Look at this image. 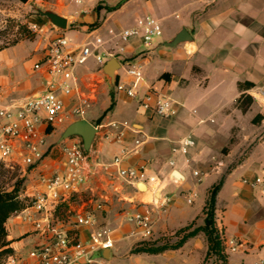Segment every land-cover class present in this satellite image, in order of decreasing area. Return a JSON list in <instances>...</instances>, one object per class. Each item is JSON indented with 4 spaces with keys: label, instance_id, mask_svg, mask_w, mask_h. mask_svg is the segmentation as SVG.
<instances>
[{
    "label": "crops",
    "instance_id": "obj_1",
    "mask_svg": "<svg viewBox=\"0 0 264 264\" xmlns=\"http://www.w3.org/2000/svg\"><path fill=\"white\" fill-rule=\"evenodd\" d=\"M84 1L91 8L89 15L81 14L86 9L84 2L82 9L76 7L70 12H61L68 18L67 31L58 32L48 26L44 28L43 35L50 29L73 43L83 44L89 37L93 41L94 36L99 35L100 30L110 22L113 23L112 27L121 30L134 26L143 17L152 16L162 25V37L151 48L144 46L141 39H133L128 46L127 56L137 60L143 68V91H146V87H154L168 97L179 95L181 101L173 102L175 115L166 119L145 111L137 99L114 89L115 106L112 112L98 124L88 119L98 129L90 151L93 174L78 197L84 193L99 200L82 210L102 203L104 210L98 214L97 225L100 227L103 222L113 221L117 208L125 209L127 214L133 212L139 203L152 201L151 191L157 186L156 193L160 191L170 201L167 211L160 216L162 221L155 226V232L183 229L198 216H204L206 205V189L201 192L199 179L193 172L209 175L208 169H212V173H219L231 165L217 196L216 213L221 211V220H216V227L226 238L241 240L243 246L239 255L233 261L229 259L228 264H253L258 258H264V199L259 201L255 190L243 183L244 179H253L250 177L255 170H264V98L259 95L260 91L264 92V0ZM99 5L104 8L95 12L94 9ZM100 16L102 18L98 19ZM96 22H99V28L87 32L89 25ZM69 25L79 30H69ZM182 28L190 33L193 43L175 48L163 46ZM71 31L83 35V40L76 42L66 36ZM22 45L17 44L0 52V104L23 101L40 93L49 79L45 69L34 70V64L42 57L44 49L37 54L35 49ZM24 48L28 50L26 55H23ZM12 49L15 51L10 53ZM28 57L30 60H26ZM91 73L77 72L78 80H81L80 76ZM120 74L124 82L130 83V78L125 76L123 70ZM163 74L169 77L161 78ZM242 95L258 97V100L252 98L253 102L245 112L238 102ZM75 98L64 99L68 105ZM258 115L261 119L255 123L254 119ZM71 121L70 124L74 119ZM123 122H128L132 128L124 131L123 140L119 142L116 140L117 130L111 124ZM65 128H61V135ZM191 132L195 135L196 147L187 156L189 165H186L185 157L178 159L176 170L184 176L185 181L177 182L172 179L174 169L168 164L174 157L171 149ZM53 133L55 131L48 137ZM257 138L260 141L253 146ZM137 140L141 145L135 150ZM58 141L55 143L58 144ZM225 146L227 151H224ZM123 149L135 151L125 157L122 166L146 167L147 175L155 177L157 184L142 183L147 188L143 191L138 185L129 184L118 177L117 169L112 164ZM222 152L221 158L219 153ZM63 161L61 153V167ZM33 171L35 175H50L54 172L53 160L46 158ZM241 173L242 178L237 181ZM190 183L192 186L186 188L185 185ZM229 184L231 188H228ZM39 188L40 182L37 180L31 181L27 190L32 195V190L35 192ZM184 192H196L192 205L185 204L181 196ZM72 205L70 202L62 207H68L70 213ZM252 207L255 210L262 209L259 210L261 215ZM126 214L120 220L115 218L122 224L119 234L124 235L123 239L131 244L139 242L140 237L132 236L134 226L126 222ZM204 219L205 216L203 223L197 227L204 224ZM6 229L10 247L16 254H26L38 240L32 222L22 214L11 217ZM89 232L90 229L83 228L81 239L86 240ZM203 236L199 233L189 238L179 249L166 250L151 257L156 258L155 264H198L208 251ZM121 246H114L110 256H116ZM169 258L174 263H169ZM249 259L252 261L249 262Z\"/></svg>",
    "mask_w": 264,
    "mask_h": 264
},
{
    "label": "built area",
    "instance_id": "obj_2",
    "mask_svg": "<svg viewBox=\"0 0 264 264\" xmlns=\"http://www.w3.org/2000/svg\"><path fill=\"white\" fill-rule=\"evenodd\" d=\"M84 2L76 0L78 5ZM32 29L36 30L37 27L33 25ZM111 33L110 39L95 35L93 41L77 44L61 34H54L53 30H47V44L42 57L34 64V70L45 69L49 76L44 89L23 101L0 104V162L10 166L15 158H19L23 166L37 167L46 158L58 153L64 156L62 167L60 164L50 175L40 176V188L31 195L26 208L18 213L32 222L38 234L37 242L26 254L8 255L3 264H108L102 252L113 249L115 239L111 228L97 227L98 214L104 210L102 203L72 214L66 224H61L57 217L63 205L69 204L74 196L84 191L93 174L90 152L83 149L77 136L68 139L64 146L55 144L50 149L48 130L55 131L70 118L73 120L85 116L90 104L80 96L77 68L91 58L102 66L111 58L119 61L121 68L116 76V92L137 99L142 109L159 117L168 119L175 115L173 102L161 90L146 87V91H143V68L137 60L127 56L128 46L133 39L139 38L147 48L153 47L163 35L160 22L152 16H146L132 27ZM111 42H114L113 50ZM121 70L130 78V83L122 80ZM259 95L264 98L263 91ZM74 96L75 104L67 112L70 105L66 104L64 98ZM252 98L258 100L256 95H252ZM111 126L117 130L116 140L119 142L123 140L124 131L132 128L128 122L112 123ZM140 145V141H135V150ZM195 147L196 140L192 132L182 137L171 149L174 157L169 161V166L175 170L180 157H185V163L189 165L187 156ZM135 150L123 149L121 155L114 159L112 166L117 169L118 177L135 186L156 183L155 177L147 175L145 167L122 166L125 157ZM193 175L201 181L199 171H194ZM243 183L253 190L260 189L264 194V181L261 178L244 179ZM196 196V192H191L184 200L192 205ZM169 201V197L161 195L159 191L153 193L152 201L141 202L133 212H128L125 220L134 226L132 236H138L141 240L150 239L161 214L167 211ZM83 228L90 229L86 240L80 237ZM221 238L228 253H236L243 246L239 239ZM253 264H264V258H258Z\"/></svg>",
    "mask_w": 264,
    "mask_h": 264
},
{
    "label": "rangeland",
    "instance_id": "obj_3",
    "mask_svg": "<svg viewBox=\"0 0 264 264\" xmlns=\"http://www.w3.org/2000/svg\"><path fill=\"white\" fill-rule=\"evenodd\" d=\"M147 1V0H145ZM34 7H37L42 10H52L58 14L61 15V12H70L73 8L80 7L82 9V5H78L76 3V0H29L26 4H23L19 1H11V0H0V52L2 50L11 49L13 46H16L17 44H23L22 47H28L29 49H35V52L37 54H40L46 43V36L43 35L44 28H47L48 26H51L50 23L47 21V19L43 16H40L38 13L34 11ZM84 7L86 9L82 10L81 14L83 15H89V10H91L90 6H88L85 2ZM104 8V6L99 5L98 8H95L94 11L98 12L99 9ZM81 11V10H80ZM106 13L105 15H107ZM102 16H100L98 19H101ZM99 22H96L98 24ZM112 22H110L107 26H105L103 29L100 30L99 35L103 39H110V36H112L111 32L121 31L117 30V28L112 27ZM35 25L37 27L36 30L32 29V26ZM46 30V29H45ZM69 30H79L78 27H75L74 25H69ZM87 32H90V25L89 30ZM66 36L73 38L76 42H81L83 40V35L77 34L75 32H68ZM85 37V36H84ZM87 42L92 41V37ZM115 42V40H114ZM114 42H111V50L114 49ZM25 48L23 49V51ZM15 51V49L10 50V53ZM21 51L20 53H22ZM28 53V50H25L23 55H26ZM22 56V54H21ZM10 58V57H9ZM26 60H30L29 57ZM94 59L91 58L87 61V63L83 66H80L77 68V72L80 74H85L91 71L92 73L86 76H80L81 80L79 79V91L80 96L83 99L88 100L90 107L87 110L85 116L83 118H75L73 122L85 119L88 121V119L93 120V123L98 124L101 122L102 119H104L109 113L112 112V110L107 111L109 106L111 105V92H115L114 89L109 85L108 79L104 76L102 71V65L94 63ZM95 64V65H94ZM170 99L172 102L176 103L181 101L179 98V95L177 97L176 95L170 96ZM114 100H115V94H114ZM178 100V101H177ZM74 102H71V104L67 108V112H70L72 110ZM72 119L70 118L67 123L63 126H60L56 128L55 133L51 137L47 138L48 145H50V149L56 144L55 142L59 139L58 145L64 146L67 140L60 141L61 136V128H65L70 124ZM92 124V123H91ZM94 125V124H92ZM211 125V124H208ZM95 126V125H94ZM257 126V125H255ZM194 134V133H193ZM195 136V135H194ZM79 141L82 143V139L79 137ZM259 138L256 139L253 146L255 144L259 143ZM83 145V143H82ZM228 148H224V151H227ZM248 152V151H247ZM246 153V152H244ZM243 153V154H244ZM50 154V152H49ZM48 154V155H49ZM220 157L222 158L221 154L219 153ZM241 159H243L241 156H239ZM51 159L53 160V170L58 169V167L61 164V154H57L55 156H51ZM17 161V162H16ZM19 158H15V162L7 166L4 163L0 162V189L1 190H11L14 185L19 184L20 187V199L24 203H29L31 199V192H28V187L30 185L31 181H37L40 179V175H35L34 168L36 166L32 167H26L23 166L20 162ZM242 161V160H241ZM216 165H219V163H216ZM212 165H210V168ZM146 168V167H145ZM171 168V167H170ZM172 169V168H171ZM231 169V165L229 168H225L222 172L219 173H212V169H208L209 175H202L200 173V179H203L201 181H198L199 186L201 187V192L203 193L204 189H206V202L209 198V192L211 188L218 184L222 179L227 177L228 171ZM188 178H190L189 174L185 172ZM241 175H238L236 178L237 181L241 180ZM259 177L264 181V170L263 169H257L255 170L254 175L250 178H256ZM161 179V176L159 177ZM249 178V177H248ZM207 179V180H206ZM40 182V180H39ZM157 184L154 183L153 185ZM143 186L142 183L138 185V188ZM192 186L185 185L186 188H189ZM228 188H231V184L228 185ZM158 191V188L152 189L151 194L156 193ZM255 192L257 193V198L260 200H263V196L261 195L260 189H255ZM32 193H34V190H32ZM187 192L181 193V196L183 199H185V196H187ZM159 196V194H158ZM99 200L96 197H92L90 194H82L81 197L74 196L71 200V204H73V210L70 211L68 214V207H61V210L57 213V217L61 220V224H66L70 218L71 215L80 212L83 208H87L88 206H91L95 201ZM185 202V200H184ZM185 204H187L185 202ZM252 209H254L252 207ZM222 210V209H220ZM255 210V209H254ZM262 211V209H259ZM259 210H255V212H259L258 215H261V212ZM125 209H119L117 208L115 210V213L113 215V221L109 222H103L100 227H109L114 232V239L115 244L114 246L118 245L121 246L118 254L116 256H110L108 261H106L108 264H155L157 261L156 258L151 257V254L147 253H140L136 254L133 253V250L138 247H159L162 245H174L179 240L182 239V237L187 233L189 229L196 228L199 224H202V219L204 218L203 215L198 216L193 222L189 224L188 227L179 229V230H166L164 232H155L153 236L150 239L147 240H140L136 243H130L128 240L123 239L125 236H121L119 234V231L121 230L122 224L120 223L119 218H122V216L125 213ZM264 213V211H263ZM221 211L215 214V220H221ZM14 216V215H13ZM12 216V217H13ZM117 218V220L115 219ZM116 220V221H115ZM162 219L158 221L160 222ZM216 221V223H218ZM157 223V224H158ZM190 231V230H189ZM8 232V231H7ZM203 234V233H202ZM9 235V232H8ZM204 235V234H203ZM220 236L225 238L224 233H220ZM205 239V242L207 243L206 236H203ZM8 240V237H7ZM208 245V243H207ZM222 248L223 252L222 255L226 257V262L229 263V259L233 261L241 251V248H239V251L236 253L227 252L226 247L224 245V242L222 240ZM14 254H16L14 252ZM8 255L1 258L0 264H3L5 259ZM96 258H99L96 256ZM169 263H174L173 259L169 258ZM252 259H249V262H251ZM198 264H223L222 260H219L215 255H211L208 258H206V255H204L201 260H199ZM227 264V263H226Z\"/></svg>",
    "mask_w": 264,
    "mask_h": 264
},
{
    "label": "trees",
    "instance_id": "obj_4",
    "mask_svg": "<svg viewBox=\"0 0 264 264\" xmlns=\"http://www.w3.org/2000/svg\"><path fill=\"white\" fill-rule=\"evenodd\" d=\"M100 24L90 25V31H94L99 28ZM168 74H163L161 78H168ZM239 107L243 112H245L249 106L252 104L253 99L249 95H242L239 99ZM115 106L114 92H111V105L107 111H110ZM261 119L258 115L254 122L257 123ZM53 132L52 129L48 130V134ZM224 185V179H222L218 184L214 185L209 194V198L204 207L203 213L205 215L204 224L202 226L196 227L194 229H189L187 233L174 245H162L159 247H138L133 250V253H147V254H160L166 250H176L183 246V244L189 239L196 236L199 233H203L206 236L208 243V251L206 258L211 255H215L219 260H222L223 264H228L226 262V257L222 255V238L220 232L216 227V203L217 196ZM20 187L19 184L14 185L11 190H1L0 189V261L1 258L6 255L14 254V250L10 247V241L7 240L8 232L6 229L7 221L13 216L21 211H23L27 204L20 199Z\"/></svg>",
    "mask_w": 264,
    "mask_h": 264
},
{
    "label": "water",
    "instance_id": "obj_5",
    "mask_svg": "<svg viewBox=\"0 0 264 264\" xmlns=\"http://www.w3.org/2000/svg\"><path fill=\"white\" fill-rule=\"evenodd\" d=\"M11 1H19L23 4H26L29 0H11ZM34 11L38 13L40 16H43L47 19L50 25L60 31H67L68 30V18L60 15L52 10H42L37 7H34ZM194 40L190 33L185 29L182 28L179 32L170 40L163 43V46L168 48H175L181 44H189L193 43ZM121 65L116 58H111L107 61L102 69L104 76L108 79L109 85L112 90L115 88L116 85V76L117 72L120 70ZM98 133V129L92 125L89 121L85 119H81L69 124L63 131L60 141L68 140L72 137H80L83 143V149L86 152H90L94 139ZM172 179L179 182H184V176L178 171L173 170L171 174ZM102 257L106 261H108L110 257V250L105 249L102 252Z\"/></svg>",
    "mask_w": 264,
    "mask_h": 264
},
{
    "label": "bare ground",
    "instance_id": "obj_6",
    "mask_svg": "<svg viewBox=\"0 0 264 264\" xmlns=\"http://www.w3.org/2000/svg\"><path fill=\"white\" fill-rule=\"evenodd\" d=\"M177 182H179V181H177ZM140 188H141V190H143V191H146V190H147L146 186H144V185L141 186ZM156 188H157V186H154V187H153V189H156Z\"/></svg>",
    "mask_w": 264,
    "mask_h": 264
}]
</instances>
